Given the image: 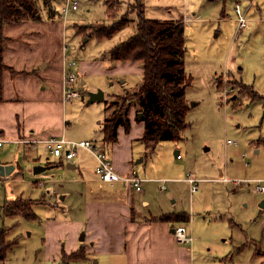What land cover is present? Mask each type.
<instances>
[{
	"label": "rangeland",
	"instance_id": "obj_1",
	"mask_svg": "<svg viewBox=\"0 0 264 264\" xmlns=\"http://www.w3.org/2000/svg\"><path fill=\"white\" fill-rule=\"evenodd\" d=\"M71 1L79 2V7L68 13L65 19L56 18L55 34L48 33L50 29L44 30L45 24H37L16 33V43H34L30 50H36V56L48 57H55L58 51L63 50L62 47L68 46L71 55L70 47H75L77 55L74 58L78 68L80 64L84 65L85 84L80 87L85 95L102 90L105 98L109 97L107 116L122 104L137 110L127 94L138 87L141 77L119 70L118 64L111 62L107 53L135 33L140 8L133 0H120L122 3L115 0ZM64 2L56 0L55 7L45 9L47 15L53 12L54 17L58 10L60 13ZM237 2L246 12V26L241 29L234 13ZM143 3L147 18L183 19L186 44L184 66L186 74L192 78L190 86L185 89V100L195 105L186 115L190 127L183 132V139L180 142L159 143L153 154L155 157L152 155V159L147 157L146 161L136 163V168L139 172L146 168L152 173L154 169L151 164L155 163V167L162 164L165 170H172L173 177L179 178L176 180L180 181L168 183L167 188L176 193L178 201L175 207H182L181 211H186L191 217L189 222H174L173 225L182 224L188 234L191 233L195 239H203V244L198 248L201 255L223 257L227 254L225 260L221 257L220 264H264V206H260L264 194L256 192L252 183L226 185L214 182L201 183L198 190L190 194L189 185L182 181L187 174L196 179H212L220 175L231 180L264 179V98L261 97L264 96V0H143ZM43 4L44 0H38L39 11H42ZM106 4L110 7L111 15L106 13ZM113 17L115 21L125 18L126 26L110 38L100 39L91 34L94 28L114 22ZM95 21L100 23H93ZM73 27L82 37L74 35ZM35 31L41 33L39 40L30 42L24 38ZM58 32L59 39L56 35ZM85 38L87 41L83 42ZM82 45L85 46L80 49ZM5 67L7 70L8 67ZM113 94L117 96H108ZM87 100V97H84V101L78 100L82 106L73 105L69 111L70 114L74 113L69 123L75 125L76 134L89 131L94 135L98 131L96 121L103 120L102 103L86 106ZM228 140L232 143L227 144ZM177 150L181 159H176ZM12 154L18 156L15 158L20 167L16 164L12 175L5 176L8 181L0 177V230H5L4 238L10 245L6 260L0 261V264H65L63 260H54L50 255L56 251V241L63 234H68L67 222H61L60 232H53L48 227L44 228L42 222L33 220L17 218L13 224L11 217L4 214V204L16 197L15 194L21 192L30 195L26 188L29 179L35 177L31 174L33 167L38 165L17 154L14 145L0 148V164L8 159L14 162ZM41 174L40 177L36 175L34 180L44 177L43 181L49 183L60 179L48 170ZM140 176L145 175L141 173ZM61 177L66 180L65 175ZM149 185L148 193L153 199L157 198L158 187L154 183ZM146 186L147 183H144L142 189H146ZM230 193L232 195L228 197ZM34 195L35 192H32L31 197ZM19 198L17 200L22 202H39ZM230 204L232 207L228 210ZM59 205L70 206L68 199ZM35 210L43 222L54 217L60 221H74L78 219L75 215L79 211L74 209L65 213L45 206H36ZM19 212L24 213V208L20 207ZM83 217L81 215V219ZM92 226L89 225L90 228ZM44 233L49 240L46 248L43 246ZM84 252L89 258L88 252ZM95 258L98 259L97 256Z\"/></svg>",
	"mask_w": 264,
	"mask_h": 264
},
{
	"label": "crops",
	"instance_id": "obj_2",
	"mask_svg": "<svg viewBox=\"0 0 264 264\" xmlns=\"http://www.w3.org/2000/svg\"><path fill=\"white\" fill-rule=\"evenodd\" d=\"M115 1L118 3L123 2L120 0ZM55 4L56 0H48L47 3L43 4L42 11H39L38 19L27 20L19 24L4 27L3 33L6 40L2 47V60L8 69L4 70L2 75L0 136L8 140L46 139L55 137H65L70 140H90L102 145L108 152L114 170L118 174L127 175L134 169L139 175L141 173L145 175L142 176L145 181L141 184L140 192L118 183H101L94 175L95 162L85 151H79L72 161L65 162L50 157L42 145L31 147L6 144L16 146L17 154H22L27 160L38 163L37 166L46 167L44 171L38 174H34L32 169L31 174L35 177L36 175L40 177L42 175L41 173H45L48 170L52 175H58L60 178L48 183L43 181L44 177L39 178L37 176L38 179L34 180L35 177L33 176L34 178L29 179L28 188H26L29 190L30 195H25L20 192L18 195L15 194L16 197L11 198L9 201L15 200L17 197H20L19 199L23 201H39L31 205V211L35 215L33 221L42 222L44 228L48 227L53 232H58V230L60 232V227H62L61 222H67L68 234H63L58 239V242L56 241V251L50 255L54 260H63L62 257L64 254H71L82 248L88 252L89 258L81 261L86 263L91 262V264H220L222 256L214 255L211 257V255H207L206 257V254L201 255L199 253L198 248L203 244V239L200 237L195 239L191 235L193 238L192 242L178 244L172 235V230L175 227L173 225L174 223L159 220L162 214L187 212L181 211L182 207H175L178 201L176 193L173 189L167 188L168 183L180 181L176 180L179 178L173 177L172 170L170 172L165 170L162 164L155 167V163H153L150 166L154 169V172L149 173L147 169L148 175H146V168H143L141 172L136 168V163L146 161L147 157L152 159V155L155 153L158 144L161 143L159 142L155 146L153 153H149L142 141L144 127L143 123L137 120L139 117L137 110L133 106L130 107L127 115L129 120L128 129L126 130L124 126H119L116 140L112 143L107 144L103 141V120L96 121L98 131L94 135L89 134V131L85 134H76L74 131L75 125L71 126L69 123V118L74 113L70 114L69 111L73 108V105L78 107L82 106L78 100L84 101V98L72 99L68 102L61 101V75L64 58L76 62V72L80 79V85L83 86L85 84L83 79V76H85L84 65L80 64L78 68L77 60L74 58L77 55L76 48L73 46L70 47V55L69 46L62 47L63 50L58 51L55 57L54 55L48 57L36 56V50H30L33 49L34 43H16L17 37L14 36L16 33L21 32L20 30L22 29L28 30V28L37 26V24H45L44 30L50 29L48 33L55 34L54 27L57 25L55 20L56 18L60 19L59 10L58 13L54 14V17L52 15L53 12L47 15L45 11L47 8L55 7ZM107 4L106 9L110 8ZM106 13H108L107 10ZM112 21H115L114 17ZM93 23L100 22L95 21ZM73 31L75 36L80 35L75 27H73ZM40 34L35 31L24 38L27 41L34 42L40 39ZM56 35L59 39V32ZM80 37L82 36L80 35ZM83 40V42L87 41L86 38ZM26 44L27 46H25ZM83 46L85 45L79 46L80 49ZM115 63L118 64V69L122 72L136 74L142 79L143 69L138 61ZM95 91L97 90L92 92ZM108 96L113 97L117 95L113 94ZM105 97L106 95L104 93V99L102 101H93L91 103H87L86 101V106L95 102L102 103L103 119L107 116L108 112L107 99L109 97L107 99ZM186 103L188 113L195 103L190 104L189 101H186ZM71 137L80 139H73ZM205 151H208V149ZM138 156L142 157L134 161ZM15 157V154H12V160L14 162L8 159V161L4 162V165H13L14 168L16 164L19 166V161L16 159L18 156ZM181 158L180 156L179 159ZM86 162H89V164L86 165ZM67 164H72L75 167L67 168ZM83 165L84 167H82ZM62 170H71L75 171V173H64ZM83 171L85 174H83ZM88 173L90 176L86 177ZM63 175H65L66 180L61 177ZM10 177L14 179L15 176ZM201 178L203 179H199L202 181L198 185L204 182L226 185L230 183L220 181L224 178L221 175L212 179ZM157 179H169L165 183L166 190H160V183L156 181ZM3 180L8 181L5 177ZM182 181L185 182L183 179ZM144 183L148 185L145 187L146 189H142ZM151 183H154L158 187L157 192L159 195L155 199L147 191L151 187L149 185ZM32 192H35L33 197H31ZM230 195L232 193L227 196L230 197ZM67 199L70 206L59 205ZM36 206H45L51 208L53 211L65 213L67 211L73 212L74 209L79 210L75 215L78 219H74V221H60L54 217L47 218L43 222L40 215L36 213ZM231 207L230 204L227 209L229 210ZM60 212L58 213L59 216ZM81 215L84 216L82 219ZM188 215L189 219L187 222L190 221L191 217L190 214ZM10 217L13 224H15L14 219H24L20 215ZM89 225L93 226L90 228ZM84 228L86 230L81 232ZM44 235L43 246L46 248L49 240L47 239L48 235L46 233ZM222 254H225V252ZM94 256H97L98 259L95 258L94 260ZM227 256L225 254L222 258L225 260L228 258ZM209 261H212V263ZM73 262L76 261L68 263Z\"/></svg>",
	"mask_w": 264,
	"mask_h": 264
},
{
	"label": "trees",
	"instance_id": "obj_3",
	"mask_svg": "<svg viewBox=\"0 0 264 264\" xmlns=\"http://www.w3.org/2000/svg\"><path fill=\"white\" fill-rule=\"evenodd\" d=\"M47 3L48 0H44ZM140 12L137 15L135 33L108 51L111 62H136L143 69L141 82L128 96L137 106L143 123L142 141L149 153H153L159 142H180L183 132L190 127L186 121L188 111L185 89L190 86L192 78L185 72L184 56L186 52L184 21L157 20L144 15L143 0H133ZM110 15V10H107ZM38 0H0V102L2 101V75L6 69L2 60V45L6 40L3 30L27 20L38 19ZM122 18L110 25L91 28L97 38H110L126 26ZM256 95V94H255ZM264 98V96H261ZM129 107L122 104L117 111L105 116L102 121L103 141L112 143L116 140L117 129H128ZM29 201L11 200L4 204L6 216L20 215L27 220H34ZM20 207L24 213L19 212ZM189 215L185 212L162 214L160 221L174 223L187 222ZM5 230H0V261L6 258L10 245L5 241ZM64 263L85 260L82 248L71 254L63 255Z\"/></svg>",
	"mask_w": 264,
	"mask_h": 264
},
{
	"label": "built area",
	"instance_id": "obj_4",
	"mask_svg": "<svg viewBox=\"0 0 264 264\" xmlns=\"http://www.w3.org/2000/svg\"><path fill=\"white\" fill-rule=\"evenodd\" d=\"M79 7V2L65 0L60 10V18L65 19L71 11H76ZM234 13L237 18L238 27L241 29L246 26V12L242 11V5L237 2L234 6ZM87 97L81 90L80 81L76 72V62L69 61L66 58L62 62L61 75V101L68 102L72 99H83ZM230 140L227 144H231ZM6 144H17L22 146H37L42 145L46 152L55 160L70 162L79 151L87 152L94 160V175L96 179L105 184H121L125 187L133 188L135 191H141V184L145 181L134 169L127 175L118 174L113 167L112 161L108 152L102 145L90 140H70L65 137H55L46 139H20L8 140L0 136V148ZM180 158V154L176 156ZM189 185L190 194L198 190V183L202 180L196 179L194 176L187 174L183 178ZM160 183V190H166L165 179H157ZM222 182H230L234 184L252 183L256 192L264 194V179L261 180H231L226 177L222 178ZM172 235L178 244H188L193 238L188 234L184 225L179 224L173 228Z\"/></svg>",
	"mask_w": 264,
	"mask_h": 264
},
{
	"label": "water",
	"instance_id": "obj_5",
	"mask_svg": "<svg viewBox=\"0 0 264 264\" xmlns=\"http://www.w3.org/2000/svg\"><path fill=\"white\" fill-rule=\"evenodd\" d=\"M87 103H91L93 101H102L104 99V93L102 90H97L95 92H90L87 94ZM140 116V114H139ZM175 155L177 156L178 155V151H175ZM140 161V160H139ZM67 168H74L75 166L72 165V164H67L66 166ZM46 167L44 166H35L33 168V173L34 174H38L42 171L45 170ZM14 169V166L13 165H4V164H0V177H5L7 175H9ZM261 207L264 206V201L260 204ZM173 232V230H172ZM81 237H83L81 235ZM82 239V238H81Z\"/></svg>",
	"mask_w": 264,
	"mask_h": 264
}]
</instances>
